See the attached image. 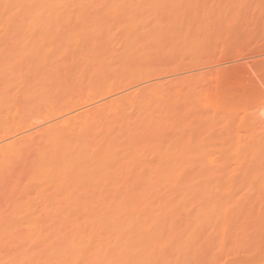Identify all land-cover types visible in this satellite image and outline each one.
Returning <instances> with one entry per match:
<instances>
[{
	"label": "bare ground",
	"instance_id": "obj_1",
	"mask_svg": "<svg viewBox=\"0 0 264 264\" xmlns=\"http://www.w3.org/2000/svg\"><path fill=\"white\" fill-rule=\"evenodd\" d=\"M94 6H104L105 11L90 14L89 10ZM72 14L79 17L103 15L98 17L99 20L109 19L111 15L118 16L119 35L124 40V45L120 46L121 51H118L120 53L116 54L114 46L100 44L98 38L106 36L100 28L86 27L77 32L64 30L63 38L85 44V48L80 51L66 53L72 59V66L81 70L91 62H96L98 71L124 70L125 38L137 40V37H146L144 34L133 35L137 32L132 24H139L140 19L125 14V0H0V85L9 83L6 77L8 71L17 72L21 68L31 71L42 66L45 69L46 65L39 60V56L47 54L48 45L28 43L24 38L33 35L43 41L57 33L60 35V32L47 27L51 22L61 17L68 18ZM94 39L95 43H91ZM49 52L62 56L65 49L53 47ZM16 56L22 58L12 61L11 58ZM117 64L120 67H116ZM25 82L33 84V88H42L39 77H28ZM147 91L148 87L145 86L132 92L135 100H141L137 107L146 99ZM34 93L35 90L30 89L26 95L33 96ZM122 97L118 95L110 100H100L96 104L69 110L65 117L59 118L60 121L37 127L20 137L9 136L0 140V169L14 156L19 158L23 154L21 162L28 170V179L39 181L33 190L23 194L21 192L14 202L6 206V210L0 208V264H264V195L258 192L261 186L256 189L260 195L255 197L246 191L244 186L250 188L247 182V185L239 182L242 188L240 185L238 188L250 195H241L238 188L236 194L233 188V193L227 194V189L233 185L236 187L238 183L237 179L232 185L226 180L239 172L243 173V170H237L240 163L242 166L245 164L246 160L242 158L247 159V154L250 157L255 154L248 151L243 157L238 156L243 149L240 151L239 147L232 144L238 138L243 139L240 132L245 139L243 143L242 139L237 140L235 145L246 148L247 142L251 141L248 147L264 149V135H261L264 133V118L260 117L263 120L262 128L256 127L253 120L251 124L245 123L256 128L255 135L261 133L262 140L259 143H255L257 136L252 134L254 129L248 125H242L244 130L241 131L240 127L233 131L227 125L226 132L228 128L235 135L239 132V137L236 135L233 138L234 143L232 140L230 147L233 146L234 150L239 148L240 152L235 151L238 158L233 160L235 164L230 167L233 170H230L228 162L231 159L227 157L230 152L223 150L225 146L219 150V154L224 151L221 154L224 156L225 152H229L227 158H222L228 161L223 162L225 166L222 163V170L227 168L226 165L229 168L225 173L222 171L226 174L225 179H222L231 185L223 183L227 192L224 190L226 194L220 195L223 192L220 189L215 194V185L221 182L216 177L222 173L216 160H222L216 154L218 150H209L213 146L208 145L207 150L217 155L211 154L215 156L212 159L215 158V163L209 161L210 157L206 155L210 156V153L204 151L205 145L202 148L203 142L208 140L206 138L204 140L199 136L203 142L197 141L210 163L203 158L201 165L200 158L197 160L202 167L197 165L202 169L205 163L213 164L211 169L214 168V171L208 167L211 175L205 166V172L197 169L196 160L194 165L197 167L192 165L191 158L195 155L192 150L197 152L195 159L203 152L199 151V146L195 147L197 144L193 146L194 149L190 147V151L183 137L173 139L163 136L157 141L165 140L167 144L158 143L146 147L139 146L133 137L131 146L125 149L117 133L121 131V135L125 136V121L132 122V117L125 114V100H121ZM110 103H115L111 116L105 114ZM256 116L253 119L261 122L258 118L260 115ZM59 123L61 126L57 127ZM96 129H100V136L89 139V135H93ZM209 129L207 135L213 131ZM220 129L222 133L225 130ZM247 129H251L250 134L256 137L255 140L253 138L254 142L245 135ZM229 132L227 135L224 132L225 136L220 135L227 138ZM221 136L213 137L217 140ZM230 136L227 138L229 141L232 139ZM214 140L209 139L206 144L219 142V145L221 142H211ZM259 151L255 149L254 152L258 154ZM258 155L264 156L261 153ZM257 156H253L255 160ZM250 157L248 155V160H251ZM253 159L250 162L254 166ZM263 159L262 162L260 158L259 163L264 166ZM250 162L243 167L246 173L253 167H248ZM254 163L257 165L256 161ZM214 166H220L218 175H215L217 168ZM254 167L251 177L257 176L261 168H256V174ZM227 170L234 174L230 173L229 176ZM248 173L250 175V171ZM208 174L209 177L205 176ZM260 175L253 178L260 179ZM210 176L215 177L212 180ZM205 178L212 181L209 183ZM253 178L250 181L251 192L253 184L258 182V179L256 181ZM210 184H215V190Z\"/></svg>",
	"mask_w": 264,
	"mask_h": 264
},
{
	"label": "rangeland",
	"instance_id": "obj_2",
	"mask_svg": "<svg viewBox=\"0 0 264 264\" xmlns=\"http://www.w3.org/2000/svg\"><path fill=\"white\" fill-rule=\"evenodd\" d=\"M90 9V14H100L105 11L104 6H94ZM125 14H130L132 18L140 19L138 21L139 24L134 22V24H138L139 28L136 24L138 30L132 24L135 28H131L137 32L136 34L133 33V35L142 36L144 34L146 37L141 39L137 37V40L125 38L124 70H110L111 72L107 70L109 73L98 71L96 62L87 64L83 67V70L75 68L71 64V57L66 56V53L67 51H80L85 48L83 46L85 44L78 40L65 39L62 35L64 30L77 32L86 27L100 28L106 34L105 38H98L100 39V44H106L108 47L114 46L117 49L116 54H118L120 53L118 51H121L120 46L124 45V40H121L119 35L120 24L118 16L111 15L108 17L109 19L99 20L98 17L103 15L94 16L92 14L79 17L72 14L68 18L61 17L59 20L51 22L47 27L53 31L60 32V35L57 33L54 37L43 41L33 35H29L30 37L26 35L29 38H24L25 42L48 45L47 54L39 56V60L43 61L46 67L44 69L42 66L31 71L21 68L17 72L15 70L6 72L9 83L3 86L0 85V140L9 136L20 137L29 134L37 127L46 126L53 121H60L61 119L59 118L65 117L69 110L96 104L100 100H110V98L118 95H123L121 100H125V114L132 117L130 120L132 122L128 123L125 121V136L121 135V131L117 133V135H120L119 138L122 139V144H125V149L131 146L133 137H135L133 141H136L139 146L146 147L158 143L161 145L167 144L168 142L165 140L157 141L165 136L173 139L183 137L184 143L188 144L191 151L190 147L194 149L193 146L195 144H197L195 146L197 148L201 145L198 143L201 138L214 140V137L218 134L217 131L219 132L217 137L227 135L230 129L236 131V128L239 130L240 127L239 131H241L244 130L241 126L246 125L245 123L248 122L251 124L252 120L256 127L262 128L261 123L264 120V0H125ZM91 43H95V39ZM101 46L107 47L105 45ZM53 47L57 49L64 48L65 53L62 56L52 54L49 51ZM20 58L22 57L16 56L11 58V60H19ZM116 67H120V64H117ZM31 76L32 79L40 78V86L42 88L38 86L33 88V84L29 85L25 82L26 78ZM145 86L148 87L146 99L137 107L141 100H135L132 92ZM30 89L35 90L33 96L26 95V92ZM114 104L110 103L107 105L106 115H112L113 108H115ZM259 109H262L263 112ZM256 114L260 115L258 116L259 119H263H261V122L257 120V123L253 119L257 117ZM227 125L231 127L226 132ZM247 125L250 127L249 124ZM59 126H61L60 123L57 124V127ZM209 128L213 131H210L211 133L208 131L209 134L207 135L206 131L207 129L210 130ZM220 128L225 129H223V133ZM250 128L252 129L253 127L251 126ZM253 129L254 132L252 131L253 133H251L255 135L256 128ZM99 130L96 129L93 135L90 134L89 139H92L93 136H100ZM248 131V129L245 131L247 133L245 135L249 136L252 142H254L255 136L261 138V133L257 132L258 134L252 137L250 131ZM257 131L260 132V129H257ZM230 132L229 136L233 134ZM238 134L239 132L236 135ZM127 135H131V137L128 138ZM236 135H231L230 138L232 137V139L230 141L227 139L229 136L227 138L224 137L225 140L221 136V139L218 138L211 141L217 142L220 140V147L218 145L219 142L212 145L206 144L208 140L204 139L206 140V142L204 141L205 144L202 140V148H204V145L205 147L211 145L213 147H208L209 150L212 148V150L216 149L218 150L216 154H219L221 152L219 150L223 149L221 147L225 146L223 150L226 151L227 149L234 155L232 156L229 152L224 153L226 156L229 153L227 157L231 159L229 160L231 162L226 159L222 160V158L226 157L221 155L224 151L218 155L222 161L218 162L216 160V164L218 163L221 167L214 166L217 168L215 175H218V171L220 173V168L221 172L223 171V162L226 163L227 161L230 164L229 168L232 165L234 166L233 160L238 158L235 154L236 152L239 153L241 149L243 151L246 148L249 149L244 151V154H242L243 151L239 153L240 155L238 154V156L242 155V157L248 151L251 154L252 151L253 154H257L254 152L255 149L264 150L258 147H255V149L251 146L248 147L251 141L247 142V144L245 143L246 148L241 147L239 144L238 146L235 145L242 138L240 140H238L239 138L236 139V143L232 144L234 147H239L240 151L239 148H235L237 151L234 150L233 146H231L232 148L230 147V143H234L233 138ZM239 135L240 137L243 136L241 142L243 143L244 134L242 135L240 132ZM261 135H264V133ZM257 138L255 143H259L262 140V138L259 140ZM222 141H225V144L229 143V145L223 144ZM215 145L218 148H215ZM207 147L206 150L203 149L205 152L208 151ZM199 149H201V146H199ZM212 150L208 151L210 156L204 154L202 149L199 150L203 153L202 155L200 153L199 156H201L196 157V159L197 152L192 150L195 154L193 156L192 153L193 157L190 156V158L192 157V165L195 164L194 161L196 160L195 165L199 164L201 166L203 158L207 161L208 157H210V162H214L215 158L214 160L212 159L215 156L211 154H216ZM259 152L258 154H264V151ZM255 154L251 157L250 154H247V159L245 157L240 158L246 160L244 165L254 158L252 161L255 164L254 166L264 169V166L261 165L262 163H259L260 158L262 161L264 156L261 155L260 157ZM21 155L23 156V154ZM205 155L208 157L206 158ZM230 155L234 158H229ZM248 155L251 160H248ZM22 156L19 158L14 156L0 169L1 209L6 210V206L14 202L13 200L21 192L22 194L29 192L39 183V181L28 179V170L25 169L24 163L21 162ZM253 156H257L259 161L255 160ZM193 158L194 160H192ZM197 159H200L201 165ZM209 161L207 163H210ZM237 161H240V159ZM249 164L250 166L248 167L253 166L251 162ZM195 165L194 167L196 168L198 165ZM212 165L205 163L203 168L205 166L208 170L209 168L213 170L214 168L211 169ZM240 165L242 166L241 163ZM244 165L242 168L241 166L237 168V170H243L242 172H245L244 175L239 172V174L235 173L234 177L232 175L233 178H226V180L231 182V185L237 179L236 184L238 183V186H231L228 181L225 180L227 183L223 181L226 177V174H224L225 170L228 168V165H226L227 168L223 167L225 169L224 173L222 172L220 176L216 177L220 178L221 181L216 180L219 183V185L218 183L214 184L216 190L213 184H210V187L214 186L215 192H218L219 189L220 191L223 190L220 195H225L227 191L223 183L231 186L229 187L230 189L227 187L229 191L227 194H232L237 192L236 189L240 183L245 185L247 182L250 184V186L248 185L250 188L244 187L246 191L248 190L252 193L251 195L254 197L260 194L264 195V170L258 168V174L260 175L261 171L262 173L260 179L256 178L259 176L253 166L257 176L253 175L255 173H252V175L258 179V182H255L258 186H254L255 183L253 184V182L256 179L253 176L251 177L253 167L248 170V167L245 166L248 172L250 171L249 175L244 170L245 168L243 169ZM199 166L197 169L202 171L206 169H201ZM210 170L209 174L211 175ZM230 170L233 169L230 168ZM230 170H227L229 176L234 174L233 171L229 172ZM209 174L205 176L209 177ZM238 175L245 178H241ZM247 175L254 179H252L254 187L252 192L251 178ZM210 177L212 179L215 176ZM247 177L248 179H246ZM206 179L204 180L206 181ZM239 179H242L244 183ZM245 179L247 181H244ZM207 180L210 183L213 179L210 180L208 178ZM259 183H263V185ZM242 185H240L241 188ZM220 186L221 188H217ZM260 186V189L263 187L262 191L258 190ZM244 187L243 189L245 190ZM246 191L241 192L239 189L241 195L242 193H244L243 195L246 193V195H250ZM217 192L215 194H218Z\"/></svg>",
	"mask_w": 264,
	"mask_h": 264
}]
</instances>
